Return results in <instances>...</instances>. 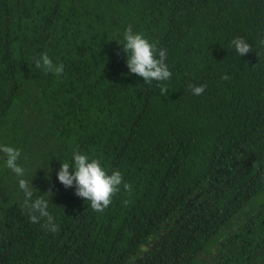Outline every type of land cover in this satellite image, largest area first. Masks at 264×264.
<instances>
[{"label": "trees", "instance_id": "obj_1", "mask_svg": "<svg viewBox=\"0 0 264 264\" xmlns=\"http://www.w3.org/2000/svg\"><path fill=\"white\" fill-rule=\"evenodd\" d=\"M129 26L170 80L130 73ZM0 145L25 169L0 153V264H264V0H0ZM75 152L130 190L93 210L57 178Z\"/></svg>", "mask_w": 264, "mask_h": 264}, {"label": "clouds", "instance_id": "obj_2", "mask_svg": "<svg viewBox=\"0 0 264 264\" xmlns=\"http://www.w3.org/2000/svg\"><path fill=\"white\" fill-rule=\"evenodd\" d=\"M124 40L123 50L127 55L126 65L130 73L142 77L145 83H150L153 80L164 82L171 79L172 73L165 62L167 59V51L165 49L157 50L155 45L151 44L141 34L134 33L131 26L126 29ZM232 44L240 57L252 50L251 45L244 38L234 39ZM157 51L159 58L156 56ZM36 67L42 68L47 72H53L58 76L64 71V65L53 64L47 53L42 54L40 59L36 61ZM223 79L228 80L229 76L225 75ZM189 87L194 95H201L204 93L206 85H189ZM167 91L166 86H161L162 94H166ZM0 153L6 156V166L18 177H23L25 169L17 163L21 155L20 150L0 145ZM70 168L74 169V171H70ZM57 178L65 188L75 186V194L84 198L86 202H90L91 208L98 212H103L109 206L112 202V197L120 191L121 185L126 191L130 190L131 187L124 182L119 170L109 175L102 167L100 160H90L87 155L79 152L73 154V163L71 165L62 163L57 173ZM19 187L25 194V203L31 201L33 192L28 181L20 179ZM48 207L47 200L42 197L35 199L30 204L33 213L30 219L35 223L39 222L40 218L46 217L47 226H50V230L53 232L58 231V225L53 223ZM36 213L39 215H36Z\"/></svg>", "mask_w": 264, "mask_h": 264}]
</instances>
